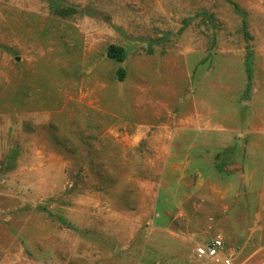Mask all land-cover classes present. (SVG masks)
Segmentation results:
<instances>
[{"label": "rangeland", "instance_id": "rangeland-1", "mask_svg": "<svg viewBox=\"0 0 264 264\" xmlns=\"http://www.w3.org/2000/svg\"><path fill=\"white\" fill-rule=\"evenodd\" d=\"M57 1L77 12L0 0V264H222L194 255L217 235L264 264V137L175 135L264 118V0ZM194 157L237 174L239 201L181 185Z\"/></svg>", "mask_w": 264, "mask_h": 264}, {"label": "crops", "instance_id": "crops-1", "mask_svg": "<svg viewBox=\"0 0 264 264\" xmlns=\"http://www.w3.org/2000/svg\"><path fill=\"white\" fill-rule=\"evenodd\" d=\"M232 3L237 5L238 11L235 10V8H234V11L236 13L242 14V15L247 14V11L244 8H241L240 6H238L237 2H232ZM243 20L247 25V19L246 18L241 19V23H243ZM260 23L261 24L264 23V20L262 17H261ZM211 52H212L211 54H213L212 49H211ZM250 58H252V55H250L248 57V59H250ZM248 65H249V63H248ZM249 67L251 69V73H250V75H248V77H251V79H253L254 77H252V75L254 73H252V67L250 65H249ZM245 69H246V67H245ZM251 91H253V93H254L255 89L254 90L252 89ZM250 94H252V92ZM248 104H249L248 101H243V103H242V105H240V107L242 109L246 108V105H248ZM201 116H202L201 117L202 119H200L198 122L192 121L194 124L198 123V126H188L187 125L188 123H186L187 117L186 118H184V117L180 118L179 117V120H180L179 122H181L183 124L178 126V129H179L178 131L180 134L176 133L175 135L179 137L178 139L181 141V143H184L185 139H186V141L188 140V142H189L188 143L189 144L188 150L196 151L197 150L196 148L199 145L205 146L209 142H210L209 144H211V142H213L211 140L218 139V138L225 139L227 143L233 142V143H236L237 145L242 144V145L246 146V144H244V140L248 139L249 140L248 144L255 145L256 143H254V140H258V142H259L264 137V118H261V113L259 114V116L257 118L252 119V120L251 119L249 120L247 117V119L244 118V120L242 122L237 123V124L232 125V126H219L217 128H219L220 130L217 131L216 133L213 132V129L216 126H214L213 122L211 123V120H210L209 116L207 115V113L204 112L203 115H201ZM192 122H189V123L192 124ZM201 122H202V125H201ZM244 134H246L245 137H244ZM221 136H223V138ZM236 137L239 141L238 140L234 141V138L236 139ZM242 137H244V140ZM263 146H264V143H262V145H259L257 143V147L259 149ZM199 160L200 159H197V157L190 159V162L192 164H190L189 165L190 168L187 169V172L189 174L193 173L194 178L192 180H189V181H194V183L192 184L189 182V184H187L185 182V179H184L185 183L183 181H181V185H183L185 187L191 186L190 192H192L193 188H201L204 186L207 187L210 190V192L208 191V194L210 193L211 197L214 195L216 198H219L218 203L223 208V206H222L223 205V199H232V197L230 195H237L238 193L242 192V186L243 185L240 182L241 180L238 178L237 174H234V175L232 174L229 176L224 175L225 172H227V171H223L221 169L217 170L214 166H211L210 163L209 164L207 163V165H206L205 163H202V161H199ZM167 166L168 165L163 166L164 170L168 169ZM168 167H170V166H168ZM260 177H264V174H262ZM180 179L181 178H179L178 180L180 181ZM178 180H176L177 186L181 187ZM262 181L264 182V179H262ZM162 182L163 183L165 182L164 178H162ZM263 185H264V183H263ZM232 201H235L234 203H236L239 200L233 198ZM176 207L179 208V206H176ZM223 213L224 214L227 213V210L223 209ZM155 214L159 215L158 212H156ZM211 218H212V216L209 217V219H211ZM178 230L185 232V231L181 230V227H178ZM189 230L190 229L188 228L187 234H190L191 230L190 231ZM198 244L199 243H197V245ZM194 255L198 259H203V258L197 257V255L195 254V248H194ZM205 260H207V259H205ZM208 260H210V259H208ZM214 263H216V262H214ZM220 263H222V262H220Z\"/></svg>", "mask_w": 264, "mask_h": 264}, {"label": "trees", "instance_id": "trees-1", "mask_svg": "<svg viewBox=\"0 0 264 264\" xmlns=\"http://www.w3.org/2000/svg\"><path fill=\"white\" fill-rule=\"evenodd\" d=\"M49 7H50V11L52 13H56V14H59V15H63L64 16H67L73 12H77V9L75 7H71V6H61L60 3H58L57 0H49ZM234 7H235V10L238 11V8H237V5L234 4ZM244 27L246 26V23L244 22L243 20V23ZM105 56L108 58V59H111V60H114L116 62H122L126 59V56H127V52L125 50V48L123 46H120V45H116V44H109L107 47H106V50H105ZM117 75H118V79L119 80H123V77L125 75V70L124 68H119L118 71H117ZM221 165L222 163H218L216 164V169L217 170H222L221 168ZM104 167H107L106 165H104Z\"/></svg>", "mask_w": 264, "mask_h": 264}, {"label": "built area", "instance_id": "built-area-1", "mask_svg": "<svg viewBox=\"0 0 264 264\" xmlns=\"http://www.w3.org/2000/svg\"><path fill=\"white\" fill-rule=\"evenodd\" d=\"M224 249V240L221 236L217 235L209 240L200 243L195 247V254L199 258L210 259L216 263L222 262L223 264H232L228 256H222Z\"/></svg>", "mask_w": 264, "mask_h": 264}]
</instances>
